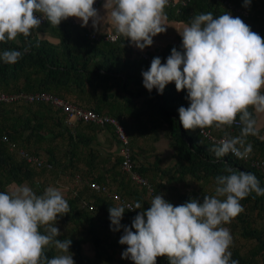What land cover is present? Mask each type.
<instances>
[{
	"label": "clouds",
	"instance_id": "1",
	"mask_svg": "<svg viewBox=\"0 0 264 264\" xmlns=\"http://www.w3.org/2000/svg\"><path fill=\"white\" fill-rule=\"evenodd\" d=\"M251 2L244 0V6ZM95 4L96 0H0V43L31 36L43 20L59 27L69 18L82 21V27L89 21L94 28L111 24L140 50L167 31L169 0H104L103 16ZM179 34L182 50L173 47L166 63L154 57L150 68L142 72L143 86L163 94L174 82L178 92L187 90L190 106L178 110L185 130H223L238 124V136L226 133L210 150L217 158L231 153L247 159L253 151L247 137L264 140L253 115V110L264 114V37L230 12L199 13ZM22 55L15 49L4 50L0 61L15 64ZM225 172L215 178V195L204 196L202 202L191 198L174 206L159 194L146 210L139 201L111 206V228L123 229L119 243L127 245L122 258L134 264H157L158 257H167L169 264H239L232 259L233 237L224 225L244 211L241 200L252 193L264 196V188L254 174L231 167ZM137 209L141 211L131 226L123 225L125 211ZM69 211L56 187H47L42 195L28 186L0 191V264H76L69 254L71 239H57L61 235L58 217ZM50 247L62 254L49 258Z\"/></svg>",
	"mask_w": 264,
	"mask_h": 264
},
{
	"label": "trees",
	"instance_id": "2",
	"mask_svg": "<svg viewBox=\"0 0 264 264\" xmlns=\"http://www.w3.org/2000/svg\"><path fill=\"white\" fill-rule=\"evenodd\" d=\"M221 1H227L236 8H244L247 11V15L244 16L242 14L239 15V17L244 22H246V24H248L254 32L258 33L261 37H264V0H252L250 6L248 7L244 6V0H188L184 5L179 2H177L175 5H172L170 2L165 9V13L168 19L183 21L186 24H190L192 18L199 13L212 12L214 16L222 15L225 12H230L233 15L236 14L229 10L226 6H223ZM47 23L48 22L41 25L40 27L46 25ZM73 27L75 28L74 36H72L74 32ZM39 28L34 29L31 36L27 38H25L23 35H20L15 41L0 43V52L9 49H15L23 53L22 57L15 64H8L0 61V93L17 94L35 93L41 91L54 93L53 90L56 93H59V89L63 88L68 90L67 88H70L72 84L77 86L78 89H81L87 84H85L87 81H90L89 85L91 87L94 86L91 88V91L96 89L98 86L102 87L103 89L107 84L106 82H108L107 74H104V72H97L95 68V70H93L90 65L88 67L89 63H87V61H82L83 58L78 57L79 53L77 51L82 50L101 52L102 50H114L118 54H121L124 45H126L128 42V40L125 41V38L122 36H119L118 40L109 41L108 43L105 41H103L104 43L102 41H92L87 38L84 31L77 29L72 21L66 20L62 21L59 27L52 26L54 33L60 38L59 45L62 49L60 52L56 46L51 45L47 40L38 39L34 35L36 31H39ZM173 47L177 48V50H182V46H171L169 47V50L171 51ZM77 60H81L82 62ZM110 60L108 59L106 61L109 63ZM152 60L153 59L150 57V60L147 61L151 63ZM116 62L118 63L119 60H116ZM162 63H166V60H163ZM76 64H80L81 66ZM99 66H102L106 72L110 71V74L114 73L113 69L109 70V68H107L104 64ZM93 67H97V64H95ZM118 70L121 69H117V71ZM167 86L168 89L164 90L163 94H161L162 102H158L157 105L150 108L155 112V116L158 118H163L168 128L169 138L175 148V156L178 161L175 169H172L175 171V174L178 175L177 178L182 179L188 175L194 180L203 182L211 181L213 186H217L215 183V178L219 175H227L228 173L225 172V169L231 167L235 170L246 171L254 174L259 181L260 187L264 188V173L262 172L261 168H258L255 164H251L250 160H239L232 156L231 153L225 157L217 158L210 150L215 144L205 140L198 129L185 130L183 128V126L179 123L178 110L181 106H190V101L186 99L187 90L178 92L175 88L174 82L168 84ZM123 87L125 88L126 86ZM109 96L111 95L109 94ZM31 106H35L36 109L35 112L32 113L31 118L26 117L21 120L20 116H16L17 119L9 124V121L12 119L10 115L13 108L25 107L29 109ZM90 107L99 114L103 113V106L99 104L96 105V107ZM49 109H54L53 112L56 111V113L62 114L59 109H56L52 105L43 102H18L12 104L0 103V116L4 120V123L0 124V191H3V186L5 183L21 185L27 181V183L30 184V182L33 180V173L31 170L51 171L54 168V163L51 159H44L38 155V151L36 149L40 147L39 144L41 141H44L45 137L43 138L42 136H38L37 132L34 134L30 124V121L38 120V115H42L44 110ZM106 115H115L118 118L119 112L110 106ZM51 118L55 120L53 116ZM36 123V127L38 129L43 128V123ZM58 123L59 121L56 120L55 124ZM84 124L90 125L92 129L95 128L94 130L101 128L106 129V127L111 129V127H103V125L94 123ZM213 128L206 129L211 130L215 137L221 136L217 135ZM29 129L32 130L31 141L29 138L23 137V132H26ZM224 129L225 130H222V133H225L226 129L229 130L230 128L226 127ZM94 130H91L90 133V135L93 137ZM231 130H233L231 136H238L240 134V127H236ZM3 137L8 139V143L2 141ZM33 137H35V140L33 141L34 143L32 142ZM80 140L84 141L86 144L90 141L83 136ZM20 141L24 142V144L21 146L17 144ZM247 142H250L253 147V151L250 155L251 157H249L251 159L255 158L260 161H264V140L250 135L247 137ZM35 143L37 148L33 149L31 146ZM11 145L14 146L13 150ZM20 150L29 156L42 160L45 165L47 163L50 164L51 167L35 168L20 156ZM17 157L21 162L14 160ZM113 159L114 162L111 165V171L115 170V167L117 165L120 166L121 164V157L119 159L113 157L112 160ZM131 159L133 161V155L131 156ZM159 163L160 159L156 158L154 161V168H151V165H148L147 167L142 166L136 169V171L143 178H145L148 171L151 170L152 173L160 168L158 166ZM97 167L95 169H97ZM159 170L163 175L168 174L166 169ZM123 174L126 176L127 181H130L128 175L124 172ZM172 177L173 176L169 178ZM106 180V177L102 178L101 176H95V178L92 179V182L99 183L102 187H105L106 192L89 189L93 193L89 195L87 194V196L84 192H79L78 194L76 193L74 198H72L68 203L70 206L69 213L63 215L64 217L68 216L67 218L77 225L75 228L76 232L72 236H65L61 234L59 237H57V239H71L72 244L69 251L73 254V259L76 264L94 263L88 257V255L83 252L82 245L84 243H91L94 246V253H96L97 256L104 255V241H102L100 236L98 220L100 223L106 227H109V229L114 232L111 228L109 208L111 206H117L120 204L112 198L113 194H116L117 196H120L122 199L124 198L126 200H129L128 198L131 197V204L133 205L135 202L139 201L141 204H143V210H146L150 207V201L143 197L144 192H147L146 189L141 188L144 191L143 194H141V192L131 189L130 186L126 185L124 182H117L116 178H113V181L118 183V189L116 193H113L109 191L110 189L108 188V183ZM151 184L154 185L153 187L155 188V191H161L160 186H162L164 183L159 182L157 184ZM201 197L203 196L201 195ZM179 199L185 203L191 198L188 194H181ZM85 200L87 203H85L84 207L77 205ZM263 203L264 196H257L255 193H252L247 198L241 200V204L244 209H249L250 206L261 208ZM137 211L140 212L141 209H137ZM240 216L241 214H239L236 219L244 223L245 226H243V229L247 230V232L245 231L243 233V236L247 239L255 238L260 244V248L264 249V236L259 231L254 230V228H250L248 222L246 220H242ZM132 221V213L126 210L121 223L125 226H131ZM41 232L43 233L44 230H41ZM114 233L117 235V237H119V239L124 234L123 229L120 231H115ZM56 251L57 250L54 247H50L46 250V254L49 258H52L53 256L57 255ZM232 259L238 260L239 264H250V262H247L241 256L238 250L232 251ZM157 264H169L167 257H159V259H157Z\"/></svg>",
	"mask_w": 264,
	"mask_h": 264
},
{
	"label": "rangeland",
	"instance_id": "3",
	"mask_svg": "<svg viewBox=\"0 0 264 264\" xmlns=\"http://www.w3.org/2000/svg\"><path fill=\"white\" fill-rule=\"evenodd\" d=\"M87 107L91 108L90 106ZM136 109L139 110L138 113H140V108H135V110ZM35 110V106H31L29 109L25 107L13 108L10 115L12 119L9 121V124L17 119L16 116H20L21 120L26 117L31 118L32 113H34ZM53 110L54 109L44 110L42 115H38L39 119L30 121V124L34 134L37 132L38 136L45 137L44 141L40 142L39 148L36 147V143L38 142L34 145L32 144L31 147L33 149L37 148L38 155L42 158L51 159L54 163V168L51 171L31 170L33 173V180L30 184H28L27 181L21 185L5 183L2 192H10L20 186H28L38 195H42L47 187L52 186L59 188L69 203L76 193L84 192L86 196L87 194L89 195L93 193L89 190L91 189L89 184L92 183V179L95 178V176H101L102 178H107L106 182L108 183L109 191L113 193H116L118 189L117 182L122 181L130 186L131 189H135V191L143 194L144 191L141 187L132 184L129 180L127 181V178L123 174L119 165L115 167V170L111 171V165L114 162V159L112 160V158H120L119 145L113 131H111L112 128L109 131L110 137L106 140L118 145V147L114 153L105 156L103 155L105 153L107 154L105 150H102L103 154H101L96 148V146H101V143H98L96 139L95 144L93 143L94 147L90 146L94 140V138L90 137V133L91 130H94L95 128L92 129L90 125L76 120L73 123H67L65 117L61 113H56V111L53 112ZM52 116L55 120L51 118ZM111 116L121 123L126 130L130 140V148L132 150L136 169L142 166L147 167L148 165H151V168H154V161L156 158H159V169H166V171H168L167 175H163L159 169L152 173L151 170L148 171L147 176L145 177L146 179L154 184L159 182L164 184L160 186L161 191L156 190L153 194H149L148 191L144 192L143 197L146 200L151 201L155 195L162 194L167 201L173 203L175 206L184 203L179 199L181 194H188L190 198L201 199V202L203 201L204 196L215 195L216 186H213L211 181H197L188 175L182 179L177 178L178 175H176L173 170L177 166L178 161L175 156V148L169 138L167 126L163 127L166 129L165 136L159 137L157 134L156 137L140 138L139 136L136 138L130 135L129 124L125 119L127 115H119L118 118L115 115ZM56 120L59 121L58 124H55ZM36 122L43 123V128L38 129L36 127ZM2 123H4V120L0 116V124ZM98 131H100V129L94 130L93 135L95 136ZM31 134L32 130L29 129L26 132H23V137L29 138L31 141ZM142 134H145V132ZM82 136L90 141L86 144L84 141L80 140V137ZM34 138L35 137H33L32 142L35 140ZM17 144L21 146L24 142L20 141ZM67 157L70 158V164L64 165L63 163ZM14 160L21 162L18 157ZM96 167L97 169H95ZM76 175L81 178V180L79 179V182H76L75 180ZM171 176L173 177L169 178ZM113 178H116L117 182H114ZM201 195L203 197H201ZM128 199L129 200H124L131 203V197ZM85 203H87L86 200L77 205L84 207ZM240 214L242 220H246L250 225V228H254V230L259 231L264 236V203L261 208L250 206L249 209H244ZM67 217H58L56 226L59 228L61 234L72 236L76 232L75 228L77 225ZM98 222L100 236L102 241H104V255L97 256V254L94 253V246L91 243H84L82 245L83 252L94 262L93 264H134L131 259L122 258V253L126 250L127 245H121L119 243V237H117L109 227L104 226L99 220ZM243 226H245V224L236 218H234L231 223L224 225V227L229 229L233 237V244L230 251L238 250L241 256L247 262H250V264H264V249L260 248V244L255 238L247 239L243 236V233L245 231L247 232L246 229H243ZM41 230H44V228H41ZM56 252L57 255L62 254L58 250ZM69 254H71V252ZM157 259H159V257Z\"/></svg>",
	"mask_w": 264,
	"mask_h": 264
},
{
	"label": "crops",
	"instance_id": "4",
	"mask_svg": "<svg viewBox=\"0 0 264 264\" xmlns=\"http://www.w3.org/2000/svg\"><path fill=\"white\" fill-rule=\"evenodd\" d=\"M103 3L104 0H99L98 3L94 5V7L99 10L102 16L106 15V11L103 8ZM233 16H239V14H235ZM68 20L72 21L74 26L80 31H84L85 33L94 32L98 34L113 33L117 37L115 40H118L119 35L116 33L114 26L111 24L106 23L100 25L99 28H94L92 26V22L89 21L87 27H82V21H80L79 19L69 18ZM166 25L167 31L155 36L153 38V45L145 48L144 50H140L139 48L135 47L128 40L127 44L124 45V48L121 47L123 48L121 54H118L114 50H102L101 52L82 50L77 51L79 53L78 57H82V61H87V63H89L88 67L90 65L93 70L96 69L97 72H104V74H107L108 82H106L107 84L105 88H103L104 90L102 89V87L98 86L96 87V89L91 91V88H93L94 86L91 87L89 85L90 81H87L85 82V84L87 83L84 86L85 88L83 87L81 89H78L77 86H74L72 84L70 88H67L68 90L61 88L58 90L59 93H56L54 90L53 92L56 93L59 97L69 100L71 103L78 106L96 107V105L99 104L103 106V109L105 107L104 110L102 109V112L105 114H107L108 108L112 106L117 112H119V115H127L125 119L128 121L129 125H127L129 126L130 135L132 137H156L157 134L159 135V137L165 136L166 129H164L163 127H166V123L164 122L163 118L159 117V119L157 116H155V112L151 110V108L157 105L158 102H162V95L159 94L156 89H153L151 92H149L143 86L142 72L148 70L151 63L148 62L149 60L147 61L146 59L141 58L140 55L142 56V53L146 52L149 53L151 59H153L154 57H160L163 61L166 60L171 53L169 47L182 46V37L179 34V31H182L183 27L188 24L184 23L183 21L168 19L166 16ZM73 31L74 32L72 36L75 35L74 27ZM34 35L38 39L47 40L51 45L56 46L60 52L62 51L59 45L60 38L54 33L53 28L49 23L40 27L39 31H36ZM101 41L103 42L104 40ZM108 59H111L109 63L106 61ZM116 60H119V62L117 63ZM77 61L80 62L81 60ZM95 64H97V67H93ZM101 64H104L107 68H109V70L113 69L114 73L110 74V71H108L109 73L106 72L102 68V66H99ZM76 65L81 66L80 64ZM117 69L121 70L117 71ZM123 86H126V89ZM167 89L168 86H166L165 90ZM109 94L111 96H109ZM135 108H140V113H138L139 110L136 109V111ZM253 114L254 117L258 120V125L260 128L259 136H264V114H256L254 110ZM213 129L217 133V135H225L227 133L230 137L233 132V130L231 129H226L225 133H222L221 129ZM110 130V128L106 127V129H100V131H98V133L94 137L90 135V137L94 138V140L92 141V145L90 146L94 147L96 141H98V143L100 142L101 146H96V148L101 152V154H103L102 150H105L107 152V154H103L105 156H109L110 154L114 153L118 147V145L106 140L110 137ZM143 132H145V134H142ZM69 160L70 158L67 157L63 164L69 165ZM79 179L81 180V178L76 175V182H79Z\"/></svg>",
	"mask_w": 264,
	"mask_h": 264
},
{
	"label": "built area",
	"instance_id": "5",
	"mask_svg": "<svg viewBox=\"0 0 264 264\" xmlns=\"http://www.w3.org/2000/svg\"><path fill=\"white\" fill-rule=\"evenodd\" d=\"M99 0H96V4ZM188 0H176V1H169L172 5H175L177 2L181 4H186ZM223 6H226L229 10H231L233 13L239 14V15H247L246 10L242 8H236L231 3L227 1H221ZM95 4V5H96ZM47 21L43 20L42 24H45ZM87 38L92 41H101L104 40L105 42L114 41L117 37L113 33H107V34H98L94 32H86L85 33ZM141 58L150 60L149 54L144 52L142 53ZM47 103L55 107L56 109H59L62 114L65 117V120L67 123H73L76 121H80L82 123H94L98 125L108 126L112 128L113 134L117 140V143L119 145V154L121 157V164L120 168L121 170L126 173L131 181L132 184L139 186L141 188H144L148 191L149 194H153L155 191V188H153V185L148 181V179L143 178L137 171L136 167L134 165V162L131 159L132 153L130 149V140L126 133L125 128L121 123H119L114 117L103 114V113H97L91 108H86L83 106H78L73 103H71L68 100H65L59 96H57L54 93L48 92V91H41V92H35V93H14V94H4L0 93V103L5 104H12V103ZM240 127L238 124L233 125L230 129ZM200 134L204 137L205 140H207L210 143L217 144L221 139L225 137V135H221L218 137H215L211 130L209 129H203L202 131L198 129ZM2 141L5 143H8V139L6 137L2 138ZM12 150L14 149V146L11 145ZM19 154L22 158H24L29 164L33 165L35 168H41V167H47L50 168V164H44L42 160H39L37 158H34L32 156H29L22 150L19 151ZM234 156L233 154H231ZM236 157V156H234ZM251 157V156H250ZM247 159H239L243 161H251V164H255L258 168H261L262 172L264 173V161H260L255 158ZM237 158V157H236ZM238 159V158H237ZM91 190L95 191H101L106 192L105 187H102L99 183L92 182L90 184ZM112 198L117 201L120 205H127L131 204L130 202L122 199L120 196H117L116 194L112 195ZM129 211V210H127ZM132 213L133 219L135 216L139 213V211H129Z\"/></svg>",
	"mask_w": 264,
	"mask_h": 264
}]
</instances>
